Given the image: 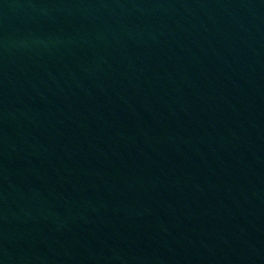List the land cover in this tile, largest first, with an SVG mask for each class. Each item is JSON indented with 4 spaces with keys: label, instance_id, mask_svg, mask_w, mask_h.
I'll return each instance as SVG.
<instances>
[{
    "label": "water",
    "instance_id": "95a60500",
    "mask_svg": "<svg viewBox=\"0 0 264 264\" xmlns=\"http://www.w3.org/2000/svg\"><path fill=\"white\" fill-rule=\"evenodd\" d=\"M0 264H264V0H0Z\"/></svg>",
    "mask_w": 264,
    "mask_h": 264
}]
</instances>
